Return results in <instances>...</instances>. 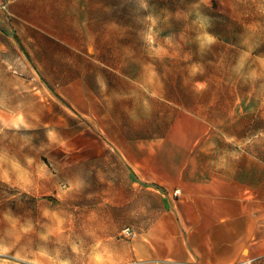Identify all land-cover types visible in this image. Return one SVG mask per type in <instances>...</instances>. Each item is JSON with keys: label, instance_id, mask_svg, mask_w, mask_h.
Listing matches in <instances>:
<instances>
[{"label": "rangeland", "instance_id": "obj_1", "mask_svg": "<svg viewBox=\"0 0 264 264\" xmlns=\"http://www.w3.org/2000/svg\"><path fill=\"white\" fill-rule=\"evenodd\" d=\"M22 2L0 0L16 71L13 128L0 132V264L111 261L124 109L188 108L264 159V0ZM119 80L134 98L108 117L104 86Z\"/></svg>", "mask_w": 264, "mask_h": 264}, {"label": "crops", "instance_id": "obj_2", "mask_svg": "<svg viewBox=\"0 0 264 264\" xmlns=\"http://www.w3.org/2000/svg\"><path fill=\"white\" fill-rule=\"evenodd\" d=\"M3 8L12 16L29 10ZM0 46L1 132L13 128L16 71L13 52L1 40ZM78 81L64 83L71 99ZM123 83L104 86L108 117L113 104L125 108L134 98L126 91L134 88ZM165 112L137 117L124 109L125 128L114 151L120 175L114 204L121 230L110 242L111 261L99 264H264V159L231 148L193 110L165 103Z\"/></svg>", "mask_w": 264, "mask_h": 264}, {"label": "built area", "instance_id": "obj_3", "mask_svg": "<svg viewBox=\"0 0 264 264\" xmlns=\"http://www.w3.org/2000/svg\"><path fill=\"white\" fill-rule=\"evenodd\" d=\"M126 232H128V233H129V232H130V230H129V229H127V231H126Z\"/></svg>", "mask_w": 264, "mask_h": 264}]
</instances>
